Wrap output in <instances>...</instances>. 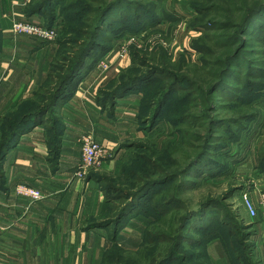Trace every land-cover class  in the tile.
<instances>
[{
  "label": "rangeland",
  "instance_id": "rangeland-1",
  "mask_svg": "<svg viewBox=\"0 0 264 264\" xmlns=\"http://www.w3.org/2000/svg\"><path fill=\"white\" fill-rule=\"evenodd\" d=\"M53 1L67 10L55 11L50 90L78 49L74 34H64L71 28L65 18L92 19L93 9L118 0ZM242 1L121 0L106 17L90 52L103 55L96 65L105 61L107 75L112 64L104 57L123 46L129 61L124 73L105 81L99 97L133 80L140 99L138 132L123 145L120 171L105 181L108 211L98 222H112L126 209L116 229L127 230L101 264H256L257 218H248L241 195L264 185V12L241 37L209 28L213 21L227 24L215 17L216 8L232 11V21L241 23L242 11L253 10L257 0ZM54 3L44 11H54ZM5 124L0 139L9 134Z\"/></svg>",
  "mask_w": 264,
  "mask_h": 264
},
{
  "label": "crops",
  "instance_id": "crops-1",
  "mask_svg": "<svg viewBox=\"0 0 264 264\" xmlns=\"http://www.w3.org/2000/svg\"><path fill=\"white\" fill-rule=\"evenodd\" d=\"M30 1L0 0L2 123L10 121L19 105L44 86L56 55L54 43L11 34L13 22L24 18L43 22L39 15H28ZM118 56L116 50L104 57L112 64L107 75L96 63L80 71L42 124L18 136L2 153L0 264H101L127 230L116 229L119 223H98L106 219L108 211L105 181L120 171L123 145L138 132L139 95L130 91L107 102L108 106L98 103L105 81L127 70L128 57ZM84 134H91L106 147L110 158L81 180L74 171L80 162L78 140ZM19 185L38 190L42 199L32 201L14 194L12 189ZM260 216L252 224L251 256L256 264H264V218ZM130 225L128 228L135 223Z\"/></svg>",
  "mask_w": 264,
  "mask_h": 264
},
{
  "label": "trees",
  "instance_id": "trees-1",
  "mask_svg": "<svg viewBox=\"0 0 264 264\" xmlns=\"http://www.w3.org/2000/svg\"><path fill=\"white\" fill-rule=\"evenodd\" d=\"M210 1H216V0H210ZM239 2H243L242 0H238ZM48 2L49 0L39 1L36 2V0H31L30 4L28 6L27 13L30 16H41L44 20L48 17L47 21L50 23H46L44 21V25L47 28L53 27L55 25L56 21V15L55 11L56 9L60 10V12H64L67 10L66 7L63 5H60L56 1L54 5L50 4L51 7H53L54 11H48L45 12L44 10L48 8ZM121 0L115 1L113 3L108 4L103 10L99 9H93L92 10V19H82V22L78 18H65V20L68 22L66 24L70 25L71 28L67 29L65 27L64 34H74L71 36H74V40H72V45H77L78 49H72L73 52L71 57H68L64 60L63 64L60 66L61 71H64V74L61 77H57V87L55 89L46 88V85H50L53 81V70L54 68V62H52L47 80L46 85L42 86L34 95L33 98L23 102L19 107L16 109V111L10 116V121H8L5 125H7V131L9 134H6L2 139H0V160L2 158V153L5 152L9 146H11L16 138L18 136H22L25 134L29 129L38 126L42 124V120L46 116L47 112L50 111L53 106L58 102V99L60 98L61 94L63 93L64 89L68 87V85L74 80V78L77 77V75L80 73V71H84L87 69L92 68V66L95 65L96 61H98L103 55L102 54H91V49L93 45L95 44L96 38L98 36L99 31H101V28L106 20V17L110 13V11L119 3ZM230 4L233 3V0H228ZM237 3V0H236ZM199 9V7H197ZM69 10V9H68ZM212 11H216V18H220L221 20H224V22H227L225 25H220L222 27H218L219 24H217L215 21L209 23L210 29L212 30H221V29H229L233 33L236 34L237 37H241L247 33V30L249 26L252 24L254 19L262 14L264 12V0H257L255 2V7L253 10L248 11L244 10L241 13L242 21L239 24H235L231 17L233 16L232 11L227 10L226 8H216ZM89 22V23H88ZM74 26V27H73ZM76 38H84V40H87L86 45H82L83 42H80L78 40H75ZM65 42V39H64ZM70 44V43H69ZM238 52V51H237ZM235 52L234 56L230 59L229 64L230 66L233 64L234 59L236 58ZM54 61V60H53ZM138 82H142L143 79H138ZM136 83V81L130 80L128 83L124 84L121 87L115 88L113 91H111L110 95H108V92L105 91L102 95L101 102H110L113 98L121 97L124 93L132 91V87ZM219 85H215L214 89H211V93L215 92L216 88ZM45 89L50 90L47 94L48 96H45L42 94V92L45 91ZM51 93V94H50ZM210 93V94H211ZM159 109V108H158ZM53 144V143H52ZM56 148V147H55ZM193 165H191L185 169V173L187 170ZM184 175V173H183ZM109 202V201H108ZM126 209L122 210L118 213L117 217L109 223L117 224L121 221V219L126 215L124 214Z\"/></svg>",
  "mask_w": 264,
  "mask_h": 264
},
{
  "label": "built area",
  "instance_id": "built-area-1",
  "mask_svg": "<svg viewBox=\"0 0 264 264\" xmlns=\"http://www.w3.org/2000/svg\"><path fill=\"white\" fill-rule=\"evenodd\" d=\"M11 31L14 36L25 35L44 42H53L57 38V27L47 28L27 20L14 22ZM127 49L128 46H123L119 52L121 58L126 56ZM96 67L100 72H105L107 65L105 61L101 60L97 62ZM78 142L80 145V162L74 171V176L84 180L90 171L100 169L104 165L110 158V152L97 142L91 134L82 135ZM14 191V194L30 198L32 201L42 199V194L38 190L23 185L17 186ZM241 206L250 219H256L259 215L264 217V185L252 192L248 190L243 192Z\"/></svg>",
  "mask_w": 264,
  "mask_h": 264
}]
</instances>
